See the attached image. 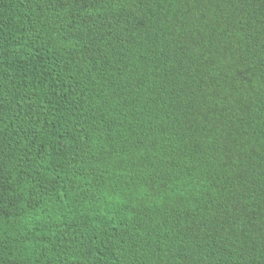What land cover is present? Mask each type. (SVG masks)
<instances>
[{
    "label": "trees",
    "instance_id": "1",
    "mask_svg": "<svg viewBox=\"0 0 264 264\" xmlns=\"http://www.w3.org/2000/svg\"><path fill=\"white\" fill-rule=\"evenodd\" d=\"M0 264H264V0H0Z\"/></svg>",
    "mask_w": 264,
    "mask_h": 264
}]
</instances>
